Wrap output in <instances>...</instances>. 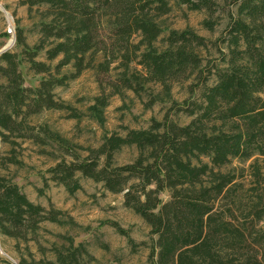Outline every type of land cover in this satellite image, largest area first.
<instances>
[{"label":"trees","instance_id":"1","mask_svg":"<svg viewBox=\"0 0 264 264\" xmlns=\"http://www.w3.org/2000/svg\"><path fill=\"white\" fill-rule=\"evenodd\" d=\"M178 2L190 10L214 12L213 0ZM231 3L235 11L228 14L223 40L227 52H220L225 66L209 70L215 81L208 85L198 51L206 47L203 36L185 28L171 29L160 38L159 19L171 10L170 0H18L29 15L33 9L39 14V37L29 46L17 27L20 51L0 54V140L9 146L0 154L1 237L26 243L42 222H63L59 210L30 201L1 173L9 164H19L15 151L22 141L39 146L53 142L72 158L47 169L48 179L69 194L81 189V177L122 193L123 205L138 214L155 237L150 264H264V0ZM214 23L204 20L202 25L211 30ZM41 53L44 60L38 58ZM23 62L44 75L37 86L24 85ZM114 62L120 68L118 83L111 82L115 94L126 88L140 95L149 82L168 92L173 82L195 74L201 102L177 108L193 118L181 125L165 115L148 128L105 133L98 147L84 148L85 156L72 152L68 141L47 126L36 129L30 124V117L51 109L79 118L69 104L55 98L54 89L86 69L107 72ZM132 63L144 72L131 68ZM67 67L70 70L63 72ZM107 101V95H99L88 109L100 124ZM123 147H134L136 157L116 164L115 155ZM234 158L253 160L247 202L239 197L243 185L235 174L221 171ZM112 225L130 241L125 230ZM52 252L54 261L35 259L27 251L18 264L95 261L84 245L71 240Z\"/></svg>","mask_w":264,"mask_h":264},{"label":"rangeland","instance_id":"2","mask_svg":"<svg viewBox=\"0 0 264 264\" xmlns=\"http://www.w3.org/2000/svg\"><path fill=\"white\" fill-rule=\"evenodd\" d=\"M213 1L214 12L210 15L204 9L190 10L178 0H170L171 10L159 19L162 26L160 38L165 37L171 29L190 28L207 40L206 47L199 48L198 51L202 57V75L207 74L208 85L215 81V75L209 74V70L213 72L215 67L225 66L220 52H227L223 40L229 21L228 14L235 11L232 0ZM204 20H213V29L205 28L202 25ZM38 21L39 14L35 9L29 15L27 6L19 5L18 0H0V50L20 51L15 44L17 27L23 30L29 46L36 43L39 37ZM38 58L44 60L43 53ZM55 63L56 61L51 62ZM117 64L112 63L107 72L97 73L94 69H86L66 85L54 89L55 98L69 104L79 118L68 117L69 113L65 110L51 109L30 117V124L36 129L47 126L68 141L72 152L85 156L87 151L84 148L98 147L105 133L117 132L124 135L125 127L148 128L152 120L161 121L165 115L181 125L193 118L177 108L192 102H201V85L197 86L195 74L189 79L173 82L168 92L159 84L149 82L144 85L140 95L126 88L115 94L112 92L111 82L118 83L116 77L120 68L116 67ZM131 68L144 72L141 66L134 63ZM20 70L25 86L35 87L44 77L43 74L30 70L26 62H23ZM69 70L70 67H67L63 72ZM102 94L108 96V101L103 109V122L100 124L90 115L88 109L94 103V98ZM8 149L9 146L0 140V154ZM15 154L19 164H9L1 173L16 183L30 201L45 208L51 205L59 210L63 222H42L33 239L26 243L0 236V264H18V259L21 256L26 257L27 251L35 259L54 261L52 248L64 249L70 240L74 245L81 243L87 248L95 258L93 264H150L148 255L155 237L150 233L149 225L123 205L122 193H111L101 183L81 177V189L69 194L63 185L49 180L47 169L61 159L69 161L72 158L53 142L39 146L25 140L20 147H16ZM136 154L134 147H123L115 155V162L129 163ZM252 161L234 158L221 168L222 172L234 173L236 181L243 185L239 197L245 202L251 198L249 165ZM167 198L164 194L163 199ZM227 203L226 200L221 204L226 206ZM113 222L125 230L130 241L126 235L117 231L112 225ZM263 224L264 221L261 225ZM247 241L252 242V238L247 237Z\"/></svg>","mask_w":264,"mask_h":264},{"label":"water","instance_id":"3","mask_svg":"<svg viewBox=\"0 0 264 264\" xmlns=\"http://www.w3.org/2000/svg\"><path fill=\"white\" fill-rule=\"evenodd\" d=\"M4 51H6V50H5V49H1V50H0V54H1L2 52H4Z\"/></svg>","mask_w":264,"mask_h":264}]
</instances>
